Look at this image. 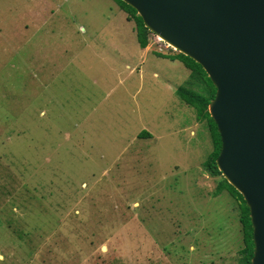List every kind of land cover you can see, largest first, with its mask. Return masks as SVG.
<instances>
[{
    "label": "rangeland",
    "instance_id": "rangeland-1",
    "mask_svg": "<svg viewBox=\"0 0 264 264\" xmlns=\"http://www.w3.org/2000/svg\"><path fill=\"white\" fill-rule=\"evenodd\" d=\"M157 53L114 0H0V264H237L198 89Z\"/></svg>",
    "mask_w": 264,
    "mask_h": 264
},
{
    "label": "water",
    "instance_id": "water-1",
    "mask_svg": "<svg viewBox=\"0 0 264 264\" xmlns=\"http://www.w3.org/2000/svg\"><path fill=\"white\" fill-rule=\"evenodd\" d=\"M121 1L214 86L208 113L221 141L216 167L249 210L250 264H264V0Z\"/></svg>",
    "mask_w": 264,
    "mask_h": 264
},
{
    "label": "trees",
    "instance_id": "trees-1",
    "mask_svg": "<svg viewBox=\"0 0 264 264\" xmlns=\"http://www.w3.org/2000/svg\"><path fill=\"white\" fill-rule=\"evenodd\" d=\"M114 1L117 3L119 8L128 15L129 19L133 21L135 25L136 41L141 49H145L148 45V36L150 32L144 27L141 18L136 14L135 10L124 4L121 0ZM155 55L170 61H179L190 72L191 82L198 90L194 91L189 88L180 87L177 89L176 93L181 102L195 111L197 120L205 123L212 143V152L206 159L204 167L210 175L221 176V173L218 171L215 163V160L220 152L221 141L216 125L208 113V106L213 100L216 92L214 86L203 69L190 58L185 57L180 53L167 56L159 53ZM140 136L146 138L149 137V134L142 132ZM223 191H225L236 202L239 212L243 248L239 252L240 258L238 259L237 264H250L254 247L249 210L242 196L222 178L217 185L215 195H219V193Z\"/></svg>",
    "mask_w": 264,
    "mask_h": 264
},
{
    "label": "bare ground",
    "instance_id": "bare-ground-1",
    "mask_svg": "<svg viewBox=\"0 0 264 264\" xmlns=\"http://www.w3.org/2000/svg\"><path fill=\"white\" fill-rule=\"evenodd\" d=\"M156 38H157L159 41H162L163 43H165L167 47H169V48H171L173 51L177 52L176 49H175L173 46H171L170 44H167L166 42H164L163 39H161L160 37H157V36H156Z\"/></svg>",
    "mask_w": 264,
    "mask_h": 264
},
{
    "label": "built area",
    "instance_id": "built-area-1",
    "mask_svg": "<svg viewBox=\"0 0 264 264\" xmlns=\"http://www.w3.org/2000/svg\"><path fill=\"white\" fill-rule=\"evenodd\" d=\"M171 49V48H170Z\"/></svg>",
    "mask_w": 264,
    "mask_h": 264
}]
</instances>
